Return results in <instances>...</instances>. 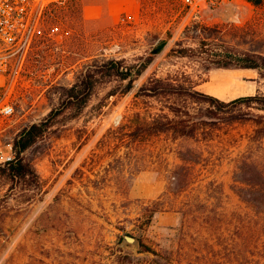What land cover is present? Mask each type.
<instances>
[{
    "label": "rangeland",
    "instance_id": "1",
    "mask_svg": "<svg viewBox=\"0 0 264 264\" xmlns=\"http://www.w3.org/2000/svg\"><path fill=\"white\" fill-rule=\"evenodd\" d=\"M198 2L47 1L43 35L22 56L17 76L9 71L0 76V99L14 105L11 115L0 113L2 144L12 147L24 127L42 120L51 109H60L23 152L36 172L31 184L14 182L0 173V264H169L157 254L140 251L142 244L176 259L190 247L187 242L195 233L211 241L218 235L227 239L232 248L225 253L237 259L233 264H264L260 244L246 256H238L247 231L237 229L233 221L226 219L216 230L198 224L187 227L178 211L157 201L168 180L148 165V156L134 161L125 146L102 141L110 128L134 112H155L165 103L136 95L151 76L185 72L198 81V90L226 101L264 94V69L217 67L204 73L195 50L205 38L213 45L228 44L264 55V0ZM178 40L181 45L176 44ZM160 43L131 90L123 92L126 80L97 82L85 106H65L63 94L78 81L86 64L121 57L133 62ZM184 46L193 48L191 55L178 54ZM253 128L251 121L224 125L216 131L211 148L202 143L214 157H223L191 187H204L214 180L222 189L220 209L226 213L244 211L235 192V158L246 151ZM188 142L192 141L172 142L162 135L143 150L161 148L168 166H173L180 162L173 149ZM208 150L205 155L210 154ZM261 153L255 150L254 156ZM134 165L140 169L135 171ZM125 234L135 236L138 243L125 242ZM182 243L187 246L180 247ZM181 263L188 261L175 262Z\"/></svg>",
    "mask_w": 264,
    "mask_h": 264
},
{
    "label": "trees",
    "instance_id": "2",
    "mask_svg": "<svg viewBox=\"0 0 264 264\" xmlns=\"http://www.w3.org/2000/svg\"><path fill=\"white\" fill-rule=\"evenodd\" d=\"M161 44L154 48L152 53L137 56L133 62L121 57L99 58L86 64L78 81L63 94L65 106L72 107L75 103L79 107L85 106L97 82L126 80L123 92L131 90L134 80L147 68ZM176 44L181 45V40ZM213 44L201 38L200 46L195 49L199 53L204 73L217 67L264 69V55L261 53L244 51L228 44ZM174 50L175 48H172V51ZM177 51L181 56H188L194 50L184 46ZM197 84L198 81L192 80L185 72L164 77H149L138 88L136 95L154 97L160 101L164 100L165 103L155 112H134L127 122L123 121L116 128H110L102 141L111 142L116 147L125 146L127 154L134 161L141 156H148V165L154 166V169L168 180L163 194L157 201L162 200L164 206L167 204L169 208L178 211L182 223L186 222L187 227L198 224L216 230L228 219V222L235 223L237 229L244 228L247 231L242 234L239 257L246 256L250 248L256 245L259 247V244L260 252L264 253V148L261 146L264 140V113L250 112L242 108L246 106L264 111V94L243 95L226 101L198 90ZM193 104L197 107L190 106ZM59 113V108H53L45 118L27 125L18 132L12 143L13 157L0 162V173L14 182L23 180L31 184V177H36V172L25 160L23 152L36 142ZM245 121H251L254 128L246 151L235 158L234 170L235 192L244 203V211L233 210L226 213L220 209L222 189L214 180H209L204 187L193 188L191 185L199 182V175L204 170H210L223 157H214L212 151L204 148V144L210 147V142L216 138V131L224 125ZM162 135L172 142L180 139L192 141L180 143L173 149L180 159V162L173 166H168L161 148H149L148 152L144 153L150 142ZM207 150L209 155H205ZM255 150H262L261 155L254 156ZM224 151L222 146L223 154ZM134 166L135 171L140 169L139 165ZM187 244L190 247L181 252L179 258L171 260L148 245L142 244L144 250L140 251L157 254L169 264H175L181 259H187L188 264H233L237 260L230 253H225L232 246L221 235L211 241L210 238L195 233ZM186 246V243H182L180 247ZM158 262L159 259L156 260V263Z\"/></svg>",
    "mask_w": 264,
    "mask_h": 264
},
{
    "label": "built area",
    "instance_id": "3",
    "mask_svg": "<svg viewBox=\"0 0 264 264\" xmlns=\"http://www.w3.org/2000/svg\"><path fill=\"white\" fill-rule=\"evenodd\" d=\"M47 1L0 0V76L7 71L9 75L17 76L22 56L43 35V13ZM185 1L190 5L199 3V0ZM13 112V103L0 99V113L11 115ZM0 158H3L1 149Z\"/></svg>",
    "mask_w": 264,
    "mask_h": 264
},
{
    "label": "crops",
    "instance_id": "4",
    "mask_svg": "<svg viewBox=\"0 0 264 264\" xmlns=\"http://www.w3.org/2000/svg\"><path fill=\"white\" fill-rule=\"evenodd\" d=\"M0 149L3 151V158H0V162H4L5 160L13 157L12 147H11L10 143L7 145H4L0 141Z\"/></svg>",
    "mask_w": 264,
    "mask_h": 264
},
{
    "label": "water",
    "instance_id": "5",
    "mask_svg": "<svg viewBox=\"0 0 264 264\" xmlns=\"http://www.w3.org/2000/svg\"><path fill=\"white\" fill-rule=\"evenodd\" d=\"M123 240L125 242H132V243H135V244L138 243V239L135 236L131 235V234H125L124 237H123Z\"/></svg>",
    "mask_w": 264,
    "mask_h": 264
}]
</instances>
